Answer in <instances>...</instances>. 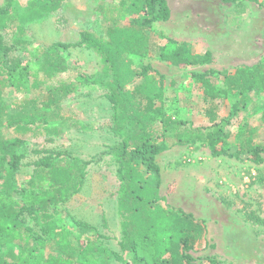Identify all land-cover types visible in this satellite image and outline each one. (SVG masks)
<instances>
[{"label":"rangeland","instance_id":"1","mask_svg":"<svg viewBox=\"0 0 264 264\" xmlns=\"http://www.w3.org/2000/svg\"><path fill=\"white\" fill-rule=\"evenodd\" d=\"M3 1L0 0V5ZM31 1L15 0V13H23ZM166 1L169 20L155 22L147 31L152 51L146 57L130 54L127 57L138 72L135 82L140 83L144 74L156 79L161 95L155 106L162 107L166 116L193 128L204 127L207 132L212 126L205 116L210 104L203 101L200 85L194 82L191 74L209 70L219 73L215 76V84L222 89L224 74L264 64V0L245 2L242 7L240 2L233 4L222 0ZM36 2L41 7L42 2ZM114 4L113 0H64L59 10L26 26L25 39L30 45L21 47L19 53L24 54L23 66L28 67L27 85L32 71L36 70L40 49L55 42L78 43V46L59 51L68 70L58 78L41 83V90L15 93L8 88L4 91V103L15 112L25 97L41 100L48 88L61 83L74 87V91L60 102L63 122L46 125L40 121L33 126L46 125L48 132L41 128L19 135L13 129L3 130L6 138L25 141L26 157L22 164L33 161L36 157L33 151L40 149L66 153L84 163L119 141L111 131L112 111L104 98L108 89L100 84L107 81L102 77L103 67L95 52L87 49L83 42L85 34L96 38L104 34L110 24L101 18L100 9ZM136 17L141 24L144 17ZM112 18L116 20L118 12H114ZM132 18L125 14L119 25L128 26ZM12 36L11 32L5 33L9 43ZM169 41L185 46L190 57L210 53L211 62L203 66H172L162 61L158 52ZM246 98L247 105L236 116L232 105L241 98L235 94L229 93L225 99L212 102L217 105L216 123L229 121V126L221 124L222 132L230 133L224 141L225 154L214 157L204 143L179 146L172 138H165L168 148L155 159L160 170L159 203L170 211L189 214L205 226L204 240L190 252L195 264H212V261L215 264H264V152L261 153L262 162L256 164L251 161L250 153L239 151L249 139L254 146L264 148V118L261 111L250 114L252 104H263L264 90ZM94 162L84 167L86 176L80 191L56 206L54 220L61 230L69 233L74 246L85 245L86 240L76 236L81 235L85 227H92L86 237L97 236V245L107 252L120 253L117 165L110 156L103 157L97 164ZM32 169L33 166L20 168L19 186L23 187L28 181ZM34 246L38 249L33 251L37 259L51 255L65 257L54 245L44 248L33 242ZM10 248L18 251L16 244H9L4 250ZM76 257L79 259L76 264H84L83 259ZM123 258L130 261L126 254ZM107 264L126 263L109 259Z\"/></svg>","mask_w":264,"mask_h":264},{"label":"trees","instance_id":"2","mask_svg":"<svg viewBox=\"0 0 264 264\" xmlns=\"http://www.w3.org/2000/svg\"><path fill=\"white\" fill-rule=\"evenodd\" d=\"M38 1L42 2L41 7L33 0L21 14L15 13V0H4L0 5V264H76L79 263L76 256L83 259L84 264H107L109 259L126 264H195L190 252L204 240L205 226L191 215L170 211L159 203L161 181L155 159L168 148L165 138H172L179 146L204 143L214 157L225 154L224 141L230 133H223L221 124L229 126V121L216 123L217 105L212 102L225 99L229 93L235 94L242 99L232 105L236 116L247 105L248 95L264 90V64L222 74V89L215 84V76L219 73L212 70L192 73V79L200 85L203 101L210 104L205 116L212 125L207 132L204 127L193 128L186 122L166 116L162 107L155 106L161 95L156 79L144 74L140 83L135 82L138 72L127 57L129 54L146 57L152 51L147 31L153 23L169 20L167 1L113 0L116 4L100 9L101 18L110 26L98 38L83 35V42L87 49L95 52L103 67L102 77L107 81L100 84L108 89L104 98L112 111L111 131L119 141L84 163L66 153L40 149L33 151L36 156L33 161L22 164L26 157L25 141L8 139L3 130L13 129L19 135L41 128L48 132V123L63 122L60 102L74 91L71 84L61 83L48 88L41 100L39 97L23 98L15 112H11L3 101L4 91L8 88L15 93L39 91L41 83L61 76L68 67L59 51L78 46V43L55 42L40 49L36 56V70L32 71L27 85L29 71L23 66L24 54L19 53L21 47L30 45V41L25 39L26 26L59 10L64 0ZM222 1L240 2L242 7L245 2L257 0ZM114 12H118L116 20L112 18ZM125 14L134 18L128 26H120V18ZM139 15L144 17L141 24L136 17ZM7 32L13 35L10 43L5 37ZM158 52L162 61L175 67L203 66L211 62L210 53L190 57L185 46L173 41L160 47ZM251 107L250 114L261 111L264 118V102L254 103ZM40 121L46 125L39 124L33 128ZM245 144L239 151L250 153L251 161L256 164L262 162L264 148L254 146L250 139ZM105 156H110L117 165L120 181L117 194L120 253L107 252L97 245V236L86 237L92 227H85L81 235L76 236L80 240L85 239V245L74 246L69 233L61 230L54 220L56 206L80 191L86 176L85 165L94 161L97 164ZM238 156L239 153L235 154L236 158ZM30 166L33 169L28 181L23 187L19 186L20 168ZM33 242L44 248L54 245L65 257L51 255L37 259L33 251L38 249L33 247ZM9 244H16L18 251L4 250ZM123 254L128 255L130 261L126 262Z\"/></svg>","mask_w":264,"mask_h":264}]
</instances>
